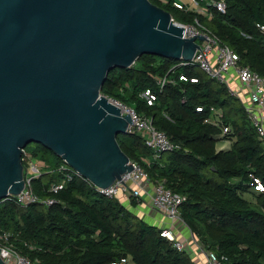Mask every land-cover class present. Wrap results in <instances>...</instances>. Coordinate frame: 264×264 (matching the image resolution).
Segmentation results:
<instances>
[{"label": "trees", "instance_id": "1", "mask_svg": "<svg viewBox=\"0 0 264 264\" xmlns=\"http://www.w3.org/2000/svg\"><path fill=\"white\" fill-rule=\"evenodd\" d=\"M148 1L175 22L198 20L239 56L240 66L264 76V35L256 27L264 23V0H225L224 14L202 3L210 18L179 11L175 0ZM179 63L141 56L129 68L110 71L100 91L151 119L176 149L154 158L136 133L117 136V143L152 183L163 182L185 198L181 218L205 251L224 257V264H264V213L243 197L252 194L264 211V147L224 84ZM164 77L170 82L159 88L156 80ZM146 91L155 97L151 106L143 97ZM211 109L222 114L219 126L206 122ZM223 128L228 133L221 136ZM220 140L228 141L229 149L218 150ZM25 150L43 164L41 175L31 181L33 192L56 203L46 208L0 201V234H7L19 254L38 264H194L118 199L98 194L76 176L66 180L71 172L58 170L64 163L51 151L36 144ZM253 179L261 182L262 192L253 190ZM63 182L61 190H50Z\"/></svg>", "mask_w": 264, "mask_h": 264}, {"label": "water", "instance_id": "2", "mask_svg": "<svg viewBox=\"0 0 264 264\" xmlns=\"http://www.w3.org/2000/svg\"><path fill=\"white\" fill-rule=\"evenodd\" d=\"M195 37L148 0H0V201L23 189L30 144L103 190L131 171L107 76L144 55L191 61Z\"/></svg>", "mask_w": 264, "mask_h": 264}, {"label": "built area", "instance_id": "3", "mask_svg": "<svg viewBox=\"0 0 264 264\" xmlns=\"http://www.w3.org/2000/svg\"><path fill=\"white\" fill-rule=\"evenodd\" d=\"M202 3L214 7L218 12L225 13L226 5L225 0L220 1H207V0H175L173 6L182 12H195L199 15L210 18L207 8ZM171 21L183 29V38L192 39L194 36L202 37L205 40L198 41L195 37V43L198 46L191 61H180V67L194 66L207 77L224 84L228 92L237 98L239 101L244 100L242 108L244 114L249 120L252 128L255 131L257 139L264 147V76L259 75L249 67L239 65V56L228 46L222 44L220 40L198 20H194L192 24H181L175 22L172 18ZM258 31L264 35V23L256 25ZM210 43H208V42ZM180 81L186 79L182 76L179 77ZM170 81L164 77L156 80V85L159 88L164 87ZM190 82H196L191 79ZM143 97L147 100L149 106L155 101V97L150 91H146ZM109 101L117 107L122 116H129L131 125H128V133H136L143 137L145 147L151 151L154 158L161 154L171 152L176 149V146L170 141L168 136L156 129L152 120L146 117L139 116L134 109L124 106L118 101ZM197 112L201 109L197 108ZM213 113L214 110L211 109ZM222 114L217 113L214 120H207L213 125L219 126L221 124ZM228 133V128H223L222 135ZM21 161L25 165L23 169L24 187L16 196H8L4 200L12 199L19 206L26 207L29 205L39 204L46 208L51 207L56 201L52 198L42 199L37 196L31 187V181L38 178L42 173V162H37L36 159L30 156L25 150H21ZM132 170L128 173L125 172L120 176V179L115 180L114 183L105 188L104 190L93 186L77 173L70 170L65 165L61 166L58 170H69L71 175L67 174L66 180H70L71 176H76L91 185V187L100 195L112 199L119 197L134 200L136 203H141L144 200L148 203L150 208L156 212L164 215L170 226L160 229V236L165 238L171 243L172 247L181 252L185 250V245L176 239L175 233L172 229L175 222L183 223L180 215V206L185 201L183 196L174 194L167 189L163 182L152 183L145 170L135 162H129ZM63 183L52 186L51 191L56 193L61 190ZM253 190L262 192L263 187L259 180L253 179L251 184ZM197 254L203 257L200 262L196 264H224L225 258L218 257L213 252H208L194 239ZM0 259L5 264H38L36 261H31L27 257L19 254L7 243V234H0ZM125 260L112 264H125ZM199 262V263H198Z\"/></svg>", "mask_w": 264, "mask_h": 264}, {"label": "crops", "instance_id": "4", "mask_svg": "<svg viewBox=\"0 0 264 264\" xmlns=\"http://www.w3.org/2000/svg\"><path fill=\"white\" fill-rule=\"evenodd\" d=\"M182 1H186V0H182ZM239 102L241 103V106H242V103L244 102V100H240ZM215 115H216V110H214V112L212 113V116L210 117L211 121L214 120ZM229 144L230 143L228 141L220 140L217 144V147H218L217 149L227 150L229 149ZM145 161L148 162L147 160ZM118 201L127 209L129 210L134 209V213L136 216H138L144 222H146L147 224L153 227L162 229V228L170 226V223L167 222L164 215L152 210L145 200L141 203H136L134 208L130 206V199L128 198L119 197ZM172 229L175 233L176 239L185 245L184 251L188 254V256L191 258L194 264H196V262L199 260L201 262L203 260V257L197 254V249H196L197 247L193 242V239H192L193 234L191 233L189 228L185 226L183 223L175 222ZM194 239L198 242L196 238Z\"/></svg>", "mask_w": 264, "mask_h": 264}, {"label": "rangeland", "instance_id": "5", "mask_svg": "<svg viewBox=\"0 0 264 264\" xmlns=\"http://www.w3.org/2000/svg\"><path fill=\"white\" fill-rule=\"evenodd\" d=\"M240 103V102H239ZM240 105H241V103H240ZM229 147H230V144H229ZM218 148V147H217ZM35 159V158H34ZM36 160H37V162H40L39 160H40V158H36ZM245 199H247L250 203H251V205L256 209V210H259V211H261V212H263L264 213V211H262V209L258 206V204H256V201H255V199H254V197H253V195L251 194H245L244 196H243ZM131 211L134 213V209H131ZM135 214V213H134ZM185 225V224H184ZM186 226V225H185ZM194 236V235H193ZM195 237V236H194ZM196 238V237H195Z\"/></svg>", "mask_w": 264, "mask_h": 264}]
</instances>
